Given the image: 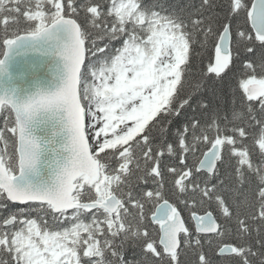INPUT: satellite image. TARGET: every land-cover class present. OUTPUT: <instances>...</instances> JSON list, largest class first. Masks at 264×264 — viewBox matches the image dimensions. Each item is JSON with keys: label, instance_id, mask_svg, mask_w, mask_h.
I'll return each mask as SVG.
<instances>
[{"label": "snow or ice", "instance_id": "snow-or-ice-1", "mask_svg": "<svg viewBox=\"0 0 264 264\" xmlns=\"http://www.w3.org/2000/svg\"><path fill=\"white\" fill-rule=\"evenodd\" d=\"M0 264H264V0H0Z\"/></svg>", "mask_w": 264, "mask_h": 264}, {"label": "trees", "instance_id": "trees-1", "mask_svg": "<svg viewBox=\"0 0 264 264\" xmlns=\"http://www.w3.org/2000/svg\"><path fill=\"white\" fill-rule=\"evenodd\" d=\"M230 91V90H229Z\"/></svg>", "mask_w": 264, "mask_h": 264}]
</instances>
